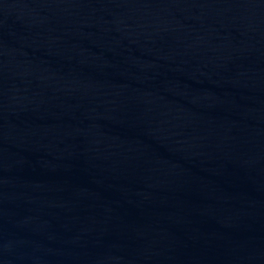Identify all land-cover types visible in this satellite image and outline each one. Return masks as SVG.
I'll use <instances>...</instances> for the list:
<instances>
[{
  "label": "water",
  "instance_id": "water-1",
  "mask_svg": "<svg viewBox=\"0 0 264 264\" xmlns=\"http://www.w3.org/2000/svg\"><path fill=\"white\" fill-rule=\"evenodd\" d=\"M0 264H264V0H0Z\"/></svg>",
  "mask_w": 264,
  "mask_h": 264
}]
</instances>
